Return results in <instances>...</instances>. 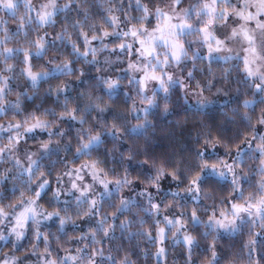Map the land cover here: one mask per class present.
<instances>
[{
  "label": "clouds",
  "instance_id": "1",
  "mask_svg": "<svg viewBox=\"0 0 264 264\" xmlns=\"http://www.w3.org/2000/svg\"><path fill=\"white\" fill-rule=\"evenodd\" d=\"M0 264H264V0H0Z\"/></svg>",
  "mask_w": 264,
  "mask_h": 264
}]
</instances>
